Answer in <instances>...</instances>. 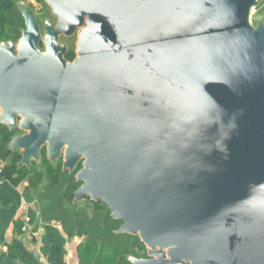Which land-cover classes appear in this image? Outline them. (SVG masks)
I'll return each mask as SVG.
<instances>
[{"label": "water", "instance_id": "95a60500", "mask_svg": "<svg viewBox=\"0 0 264 264\" xmlns=\"http://www.w3.org/2000/svg\"><path fill=\"white\" fill-rule=\"evenodd\" d=\"M45 2L43 38L17 0L25 29L0 43L19 166L82 162L73 204L110 208L148 249L132 264H264L263 0Z\"/></svg>", "mask_w": 264, "mask_h": 264}, {"label": "trees", "instance_id": "16d2710c", "mask_svg": "<svg viewBox=\"0 0 264 264\" xmlns=\"http://www.w3.org/2000/svg\"><path fill=\"white\" fill-rule=\"evenodd\" d=\"M257 11L264 13V5ZM22 28L24 19L16 0H0V42L18 40ZM16 135L18 132L0 125V161H6L0 175V264H41L25 245L23 219L16 218L23 201L31 206L28 212L33 224L43 231L42 251L49 264H68L67 245L73 249L75 264H130L128 255L138 256L135 247L146 252L138 237L116 234L123 222L112 218L105 203L73 204L79 188L74 174L63 172L61 165L53 167L46 151L41 166L33 163L30 168L20 167V154L8 150ZM3 246L7 251L1 249Z\"/></svg>", "mask_w": 264, "mask_h": 264}, {"label": "flooded vegetation", "instance_id": "af4514ba", "mask_svg": "<svg viewBox=\"0 0 264 264\" xmlns=\"http://www.w3.org/2000/svg\"><path fill=\"white\" fill-rule=\"evenodd\" d=\"M26 2V4H28L35 12V16L37 19V23L38 26L40 28L41 31V35L42 38L45 35V21H50V23L54 26L57 25V18L54 16L50 6L45 2V0H24ZM17 2V0H16ZM24 19V18H23ZM25 29V21H24V28L21 29V34H22V30ZM80 30V29H79ZM79 30L72 36H65V35H61L59 42L60 44H65L67 47V52L65 53V59L68 60L70 63H73L77 57V49H78V40H79ZM21 37V36H20ZM75 38V42H74V46L72 47L70 45L71 41L74 40ZM20 39V38H19ZM18 39V40H19ZM18 40L13 41V40H9V41H13V42H18ZM2 42V41H1ZM0 42V43H1ZM4 42H8V41H4ZM39 48L42 51L47 50L43 40L40 41L39 43ZM46 71V70H45ZM52 72H57V69L52 68L49 71H47V73H52ZM21 120V118H19ZM11 131H16L18 132V135L23 134L24 132L17 128L15 130H11ZM46 151L45 149L43 150V152ZM61 165L62 166V160L59 161L58 166ZM82 169V162L78 165V169L76 170V172L74 173V176L76 175V173ZM76 179V178H75ZM77 182V181H76ZM79 184V183H78ZM81 184H79V188H80ZM78 188V189H79ZM89 201H91L90 199H88L87 201L81 203V204H87L89 203ZM112 214V213H111ZM145 246V245H144ZM146 252L144 251H140L139 248L135 247V252L137 253L138 256L136 255H128V262L130 264H132L129 260V256H133L137 259H141V260H148L150 259L149 255H148V249L145 246ZM144 255V256H143Z\"/></svg>", "mask_w": 264, "mask_h": 264}, {"label": "built area", "instance_id": "2783aa9c", "mask_svg": "<svg viewBox=\"0 0 264 264\" xmlns=\"http://www.w3.org/2000/svg\"><path fill=\"white\" fill-rule=\"evenodd\" d=\"M6 167V161H0V175L3 173ZM20 192L23 193V187L20 188ZM29 205L23 201V207L16 218L21 217L24 221V226L22 228L24 238H25V245L29 251L34 252L38 256V261L41 264H49L46 256L44 255L42 248H43V241H42V234L43 231L41 229H37L36 226L33 224L32 218L29 215L28 209ZM13 226L8 231V234L12 235ZM22 239V237H20ZM10 241V240H8ZM68 249V245L66 246ZM3 251H7V247L3 246L1 248Z\"/></svg>", "mask_w": 264, "mask_h": 264}, {"label": "rangeland", "instance_id": "374dc122", "mask_svg": "<svg viewBox=\"0 0 264 264\" xmlns=\"http://www.w3.org/2000/svg\"><path fill=\"white\" fill-rule=\"evenodd\" d=\"M263 5H264V2H263ZM258 11L255 10V13H257ZM259 13V12H258ZM74 42H75V38L74 40L71 41L70 45L73 47L74 46ZM11 235L10 234H7V239L8 240H11ZM68 255H67V263L68 264H73V249L70 247V245H68Z\"/></svg>", "mask_w": 264, "mask_h": 264}, {"label": "crops", "instance_id": "0c3cea01", "mask_svg": "<svg viewBox=\"0 0 264 264\" xmlns=\"http://www.w3.org/2000/svg\"><path fill=\"white\" fill-rule=\"evenodd\" d=\"M73 264H75V260H74V258H73Z\"/></svg>", "mask_w": 264, "mask_h": 264}]
</instances>
